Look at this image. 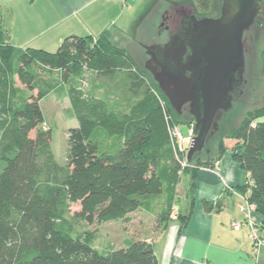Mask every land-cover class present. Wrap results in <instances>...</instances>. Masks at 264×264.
<instances>
[{"label": "trees", "instance_id": "obj_1", "mask_svg": "<svg viewBox=\"0 0 264 264\" xmlns=\"http://www.w3.org/2000/svg\"><path fill=\"white\" fill-rule=\"evenodd\" d=\"M191 1L202 15L216 2ZM257 25L264 37V14ZM261 58L264 72V48ZM48 70L61 73L53 92L69 99L68 116L79 124L68 132L65 166L55 160L51 130L42 128L46 93L33 95ZM86 74L98 78L89 91L81 85ZM47 89L51 92V84ZM256 113L255 120L219 135L214 156L196 157L184 168L167 118L178 126L193 121L175 113L149 73L113 47L107 32L97 40L67 37L55 52L19 50L5 42L0 23V264H159L147 241L93 247L75 234V220L89 226L128 221L142 210L160 229L176 214L179 173L195 180L198 169L214 168L228 140L236 142L234 161L249 174L248 200L264 219V108ZM76 204L80 211L72 219ZM212 209L204 202L206 212ZM188 220L180 218L179 235ZM263 226L259 223L260 232Z\"/></svg>", "mask_w": 264, "mask_h": 264}, {"label": "crops", "instance_id": "obj_2", "mask_svg": "<svg viewBox=\"0 0 264 264\" xmlns=\"http://www.w3.org/2000/svg\"><path fill=\"white\" fill-rule=\"evenodd\" d=\"M144 1L0 0L1 29L5 42L15 49L55 52L67 37L97 40L113 28L125 27ZM233 148L214 168L198 169L195 180L189 173H179L176 214L160 229H155V217L143 211L149 222L140 225L136 239L153 247L159 264H264V248L254 251L251 228L244 224L241 207L250 195L249 174L234 161ZM182 177H187V183L179 195ZM204 202L213 206L212 211L204 210ZM186 216L189 220L179 235L180 218ZM258 222L264 223L259 215ZM237 223L243 224L236 229ZM261 236L264 238V226Z\"/></svg>", "mask_w": 264, "mask_h": 264}, {"label": "water", "instance_id": "obj_3", "mask_svg": "<svg viewBox=\"0 0 264 264\" xmlns=\"http://www.w3.org/2000/svg\"><path fill=\"white\" fill-rule=\"evenodd\" d=\"M220 7L214 17L184 16L167 42L145 47L143 69L175 113L193 121L189 164L219 133L221 117L240 94L245 35L264 14V0H221Z\"/></svg>", "mask_w": 264, "mask_h": 264}, {"label": "rangeland", "instance_id": "obj_4", "mask_svg": "<svg viewBox=\"0 0 264 264\" xmlns=\"http://www.w3.org/2000/svg\"><path fill=\"white\" fill-rule=\"evenodd\" d=\"M154 1L156 0H145L132 12L127 23L124 25L125 27H116L107 32L110 44L115 48L127 51L141 67H143L142 64H144L146 59L145 47L152 45L150 43L153 42L162 44L168 40L166 34L160 35V32H156L154 28L158 9L165 7L169 10H173L175 5L184 2L193 4L191 0H165L164 3H161V0H157L154 5ZM159 2L161 6H159ZM152 4L154 6H151ZM220 6L221 0H216V2L212 4V8L208 15L210 17L217 16L219 14V8H221ZM263 48L264 37L262 29L258 25H255L253 29L245 35V74L243 86L239 91L240 94L235 98L232 108L226 111L221 117L219 121L220 134L218 133L215 135L207 146L208 150H204L197 157L202 156L201 158L205 159L206 157L209 158L214 156L217 151V138L219 135L238 127L245 119L255 120L259 116L256 112L264 108V72L261 58ZM86 75L84 80L81 81V85L86 91H89L96 86L94 80L98 78L95 74ZM42 77L43 81H36L37 89L33 92V95L36 96L39 91L46 93L45 98L40 102L45 120V124L42 128L51 130V146L55 160L59 165L65 166L67 164L69 148L67 142L68 132L70 129L78 127L79 124L76 119H72L68 116V110L71 107L69 99L63 95H57L55 91L53 92V89L60 85L61 73L48 70L46 74H42ZM47 83L52 86L51 92L47 89ZM98 83L102 85L104 82L100 80ZM18 85L20 84L18 83ZM102 92L100 88V93ZM179 127L182 130L183 137L188 138L190 133L189 128L190 130L193 129V124L190 126L181 124ZM225 142V146L228 149L235 146V141L228 140ZM108 143V145L112 144V142ZM182 158L187 162V157ZM186 178L187 177L181 178L182 182L178 188L179 195H183V192H185L184 185L187 183ZM78 211H80V206L76 204L72 207L70 217L73 219ZM145 214L146 213L143 211L140 213H133L130 215L128 221L107 224L96 223L92 226L75 220V234L87 237L93 247L97 249L107 250L109 248H122L126 240H132L138 237L136 234L139 232L142 223L146 224L149 222Z\"/></svg>", "mask_w": 264, "mask_h": 264}, {"label": "built area", "instance_id": "obj_5", "mask_svg": "<svg viewBox=\"0 0 264 264\" xmlns=\"http://www.w3.org/2000/svg\"><path fill=\"white\" fill-rule=\"evenodd\" d=\"M167 120L169 123L170 140L176 157L179 158L181 156L186 158L194 137L193 129L190 130V136L188 138H184L181 128L175 124H172L170 118H167ZM182 165L184 168L187 167L188 164L185 159L184 162H182ZM241 210L245 215L244 224L251 228L250 240L252 242L254 251L258 253L260 249L264 248V238L261 237L260 230L258 228L259 222L257 206L249 202L247 199L245 206L241 207ZM242 224L243 223L234 224V228L238 229L242 226Z\"/></svg>", "mask_w": 264, "mask_h": 264}, {"label": "flooded vegetation", "instance_id": "obj_6", "mask_svg": "<svg viewBox=\"0 0 264 264\" xmlns=\"http://www.w3.org/2000/svg\"><path fill=\"white\" fill-rule=\"evenodd\" d=\"M161 1V3L165 2V0ZM160 2L159 6H161ZM173 8V10H169L168 8L162 7L156 12L157 20L155 25L156 27L154 26V28L156 32H160V35L166 34L168 39L169 36L172 35L176 31V29L181 26L184 16H196L197 18L202 17L200 11H198L195 5L190 2H184L182 4L175 5ZM150 44L153 45L158 43L153 42ZM207 158L208 157H206L205 159Z\"/></svg>", "mask_w": 264, "mask_h": 264}]
</instances>
